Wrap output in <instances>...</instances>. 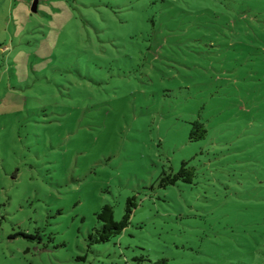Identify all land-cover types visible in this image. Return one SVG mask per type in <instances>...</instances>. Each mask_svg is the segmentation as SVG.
<instances>
[{
    "label": "rangeland",
    "instance_id": "obj_1",
    "mask_svg": "<svg viewBox=\"0 0 264 264\" xmlns=\"http://www.w3.org/2000/svg\"><path fill=\"white\" fill-rule=\"evenodd\" d=\"M162 259L264 264V0H0V264Z\"/></svg>",
    "mask_w": 264,
    "mask_h": 264
},
{
    "label": "trees",
    "instance_id": "obj_2",
    "mask_svg": "<svg viewBox=\"0 0 264 264\" xmlns=\"http://www.w3.org/2000/svg\"><path fill=\"white\" fill-rule=\"evenodd\" d=\"M165 2L166 0H160ZM191 124L189 140L191 142H200L207 139L209 131L204 122L200 119L194 120ZM196 178V167L191 166L190 161H183L179 170L176 173H163L160 182L162 188L175 186L179 182L192 185ZM136 209L134 198L127 200L125 214L121 221H116L115 212L112 205L106 204L102 207L101 211L97 213V220L100 227L95 233L89 234L88 243L92 247L96 244H104L110 242L113 238L120 236L131 225L133 210ZM29 238L28 236H24ZM33 239V238H32ZM157 264H168V260L162 259Z\"/></svg>",
    "mask_w": 264,
    "mask_h": 264
},
{
    "label": "water",
    "instance_id": "obj_3",
    "mask_svg": "<svg viewBox=\"0 0 264 264\" xmlns=\"http://www.w3.org/2000/svg\"><path fill=\"white\" fill-rule=\"evenodd\" d=\"M37 9H38V1H35V3L33 4L32 6V12H37Z\"/></svg>",
    "mask_w": 264,
    "mask_h": 264
}]
</instances>
